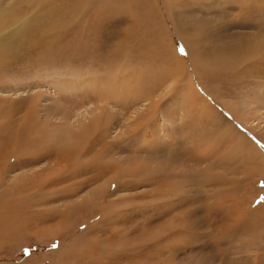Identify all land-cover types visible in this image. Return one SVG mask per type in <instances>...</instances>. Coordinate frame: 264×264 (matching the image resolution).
I'll return each instance as SVG.
<instances>
[{
    "label": "rangeland",
    "instance_id": "obj_1",
    "mask_svg": "<svg viewBox=\"0 0 264 264\" xmlns=\"http://www.w3.org/2000/svg\"><path fill=\"white\" fill-rule=\"evenodd\" d=\"M262 146L264 0H0V264H264Z\"/></svg>",
    "mask_w": 264,
    "mask_h": 264
},
{
    "label": "bare ground",
    "instance_id": "obj_2",
    "mask_svg": "<svg viewBox=\"0 0 264 264\" xmlns=\"http://www.w3.org/2000/svg\"><path fill=\"white\" fill-rule=\"evenodd\" d=\"M257 1V0H256ZM261 5H258V7H260ZM243 7V6H242ZM257 7V6H256ZM260 11V10H259ZM176 16V15H174ZM178 20V19H177ZM173 24H174V29L176 30V32L179 34V36H181V40L182 42H184V44H186V48H187V51L189 54H194L196 55L197 57H201L202 56H206V55H209L213 52V55H214V52L215 51H220V52H227L229 50H233L234 51H240L242 50V46H247L248 45V41H247V38H245L244 41H235V42H232V43H229V42H220V44H218V41H217V44H212V45H209V47L207 48L203 43L202 41L200 40V36L193 40V37H195L192 33V31H189V27H181V21H176V20H173ZM187 21V20H186ZM186 22H184L185 24ZM200 24V23H199ZM197 30V29H196ZM194 31V29H193ZM200 33V32H199ZM201 34V33H200ZM211 34V33H209ZM196 35V34H195ZM198 35V34H197ZM202 37V35H201ZM221 37V36H220ZM258 38V37H257ZM260 38V37H259ZM215 39V38H214ZM239 39V38H238ZM261 40V39H259ZM258 40V41H259ZM224 41V40H223ZM205 42V41H204ZM243 43V44H242ZM258 43V42H257ZM206 44V43H205ZM257 46V45H256ZM255 46V47H256ZM219 48V49H218ZM218 49V50H217ZM257 49V48H256ZM230 52V51H229ZM242 52V51H241ZM216 54V53H215ZM220 54V53H219ZM228 56V55H227ZM240 56V55H239ZM257 56V55H256ZM195 57V56H194ZM214 57V56H213ZM215 58V57H214ZM240 58H242L240 56ZM249 58V57H248ZM212 59V58H211ZM214 60V59H213ZM219 62V61H218ZM221 65V64H220ZM224 65V64H223ZM226 67V66H225ZM213 70V69H212ZM214 71V70H213ZM217 73V72H216ZM214 74V73H213ZM230 74V73H229ZM219 75V74H218ZM219 77V76H217ZM220 81V80H219ZM211 82V81H210ZM154 92V91H153ZM152 101V100H151ZM219 117V116H217ZM220 121V120H219ZM228 123V122H227ZM217 123L216 122H210L209 125L210 126H215ZM226 125V124H225ZM228 125V124H227ZM229 126V125H228ZM232 128V127H231ZM202 129V128H201ZM218 129V128H217ZM230 129V128H229ZM234 129V128H232ZM215 130V129H214ZM230 131V130H229ZM228 131V132H229ZM193 132V131H192ZM200 132V131H198ZM237 134V132H235ZM203 134V133H202ZM231 134V133H230ZM206 135V133H205ZM234 135V133L232 134ZM213 136V135H212ZM235 136V135H234ZM206 137V136H205ZM230 137V136H229ZM233 137V136H231ZM230 137V138H231ZM237 137V136H236ZM246 137V136H245ZM207 138V137H206ZM232 139V138H231ZM224 140V139H223ZM202 150V149H201ZM205 150V149H204ZM204 152V151H203ZM178 178V177H177ZM169 182V181H168Z\"/></svg>",
    "mask_w": 264,
    "mask_h": 264
},
{
    "label": "snow or ice",
    "instance_id": "obj_3",
    "mask_svg": "<svg viewBox=\"0 0 264 264\" xmlns=\"http://www.w3.org/2000/svg\"><path fill=\"white\" fill-rule=\"evenodd\" d=\"M179 51L182 53V54H187V53H185V49H184V47L183 46H180L179 47ZM262 147H264V146H262ZM55 246V245H54Z\"/></svg>",
    "mask_w": 264,
    "mask_h": 264
}]
</instances>
